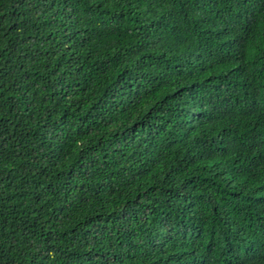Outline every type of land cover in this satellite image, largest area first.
<instances>
[{"label":"trees","instance_id":"16d2710c","mask_svg":"<svg viewBox=\"0 0 264 264\" xmlns=\"http://www.w3.org/2000/svg\"><path fill=\"white\" fill-rule=\"evenodd\" d=\"M0 264H264V0H0Z\"/></svg>","mask_w":264,"mask_h":264}]
</instances>
